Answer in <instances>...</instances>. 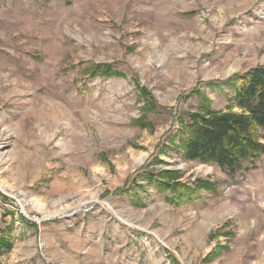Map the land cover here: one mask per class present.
Segmentation results:
<instances>
[{"label": "rangeland", "instance_id": "obj_1", "mask_svg": "<svg viewBox=\"0 0 264 264\" xmlns=\"http://www.w3.org/2000/svg\"><path fill=\"white\" fill-rule=\"evenodd\" d=\"M259 64L264 0H0V264H264V154L230 175L180 144L189 92L225 110L209 82ZM162 171L215 191L172 205Z\"/></svg>", "mask_w": 264, "mask_h": 264}, {"label": "trees", "instance_id": "obj_2", "mask_svg": "<svg viewBox=\"0 0 264 264\" xmlns=\"http://www.w3.org/2000/svg\"><path fill=\"white\" fill-rule=\"evenodd\" d=\"M87 71L91 77H95L97 71L105 77L125 75L114 70L111 64L93 65ZM208 85L229 89V105L225 110H215L211 99L201 87L189 92L188 95L198 96L199 108L187 114L190 122L182 130L180 140L183 155L188 160L213 163L234 175L243 169L246 162L254 164L264 154V142L261 140V131L264 130V64L234 74L224 81L209 82ZM138 88L145 100L142 108L155 111L158 105L153 98L148 99V90ZM236 107L239 110L235 111ZM146 179L155 183L160 191L167 193V201L175 206L196 201L202 190L215 191V185L211 181L197 179L192 186L181 181V176L176 172L162 171L151 174ZM10 229L0 228V256L14 247ZM226 248L218 244L207 260L219 256Z\"/></svg>", "mask_w": 264, "mask_h": 264}, {"label": "bare ground", "instance_id": "obj_3", "mask_svg": "<svg viewBox=\"0 0 264 264\" xmlns=\"http://www.w3.org/2000/svg\"><path fill=\"white\" fill-rule=\"evenodd\" d=\"M90 204L88 203L87 205H80V206H78V207H75V208H72V211L74 210V209H79V208H83V207H88Z\"/></svg>", "mask_w": 264, "mask_h": 264}]
</instances>
